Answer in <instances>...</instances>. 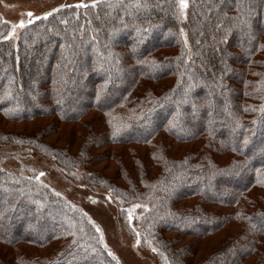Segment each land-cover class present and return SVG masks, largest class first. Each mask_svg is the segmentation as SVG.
<instances>
[{
    "label": "trees",
    "instance_id": "trees-1",
    "mask_svg": "<svg viewBox=\"0 0 264 264\" xmlns=\"http://www.w3.org/2000/svg\"><path fill=\"white\" fill-rule=\"evenodd\" d=\"M179 1L62 7L17 40L0 16V146L80 171L168 264H264V0H189L185 19ZM0 247L120 264L79 207L1 166Z\"/></svg>",
    "mask_w": 264,
    "mask_h": 264
},
{
    "label": "rangeland",
    "instance_id": "rangeland-1",
    "mask_svg": "<svg viewBox=\"0 0 264 264\" xmlns=\"http://www.w3.org/2000/svg\"><path fill=\"white\" fill-rule=\"evenodd\" d=\"M100 1L102 0H0V16L10 25L9 37L17 40L24 26L59 8L72 5L85 7L86 4H96ZM185 4L186 7L182 8L179 1L182 19H185L189 0H185ZM29 12L32 13L31 16L27 15ZM0 166L5 170L36 179L69 203L79 207L90 217L109 253L120 264H168L164 257L158 259L157 247L146 246L140 239L130 235L129 229L120 218L121 208L112 202L104 190L87 186L80 171L67 173L54 159L43 158L30 149L9 145L0 146ZM212 194L219 197L216 193ZM149 207L146 202L126 207L129 220L138 234L141 231L137 221ZM5 252L6 248L0 247V254Z\"/></svg>",
    "mask_w": 264,
    "mask_h": 264
},
{
    "label": "snow or ice",
    "instance_id": "snow-or-ice-1",
    "mask_svg": "<svg viewBox=\"0 0 264 264\" xmlns=\"http://www.w3.org/2000/svg\"><path fill=\"white\" fill-rule=\"evenodd\" d=\"M180 6L183 8V7H186V4H185V0H180ZM27 15L31 16L32 13L29 12L27 13ZM21 26H23V21H21Z\"/></svg>",
    "mask_w": 264,
    "mask_h": 264
}]
</instances>
